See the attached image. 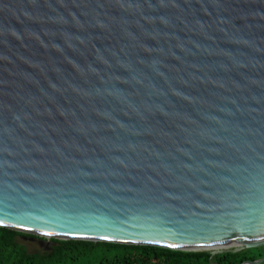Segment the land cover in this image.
I'll return each instance as SVG.
<instances>
[{
  "label": "water",
  "instance_id": "obj_1",
  "mask_svg": "<svg viewBox=\"0 0 264 264\" xmlns=\"http://www.w3.org/2000/svg\"><path fill=\"white\" fill-rule=\"evenodd\" d=\"M0 227L264 247V0H0Z\"/></svg>",
  "mask_w": 264,
  "mask_h": 264
},
{
  "label": "trees",
  "instance_id": "obj_2",
  "mask_svg": "<svg viewBox=\"0 0 264 264\" xmlns=\"http://www.w3.org/2000/svg\"><path fill=\"white\" fill-rule=\"evenodd\" d=\"M20 237L32 236L0 227V264H243L264 257V247L211 257L206 252L56 239L48 250L29 252Z\"/></svg>",
  "mask_w": 264,
  "mask_h": 264
},
{
  "label": "rangeland",
  "instance_id": "obj_3",
  "mask_svg": "<svg viewBox=\"0 0 264 264\" xmlns=\"http://www.w3.org/2000/svg\"><path fill=\"white\" fill-rule=\"evenodd\" d=\"M29 235V234H28ZM32 237H20V241L25 245L29 252H42L52 246L50 239L30 235ZM264 264V262L262 263Z\"/></svg>",
  "mask_w": 264,
  "mask_h": 264
},
{
  "label": "snow or ice",
  "instance_id": "obj_4",
  "mask_svg": "<svg viewBox=\"0 0 264 264\" xmlns=\"http://www.w3.org/2000/svg\"><path fill=\"white\" fill-rule=\"evenodd\" d=\"M113 238H114V237H109V236H104V237H102V239H104V240L113 239ZM154 243L159 244L160 241H155ZM169 247H177V245L173 244V245H169Z\"/></svg>",
  "mask_w": 264,
  "mask_h": 264
}]
</instances>
